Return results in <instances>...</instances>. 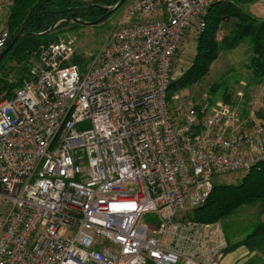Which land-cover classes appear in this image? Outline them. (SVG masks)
<instances>
[{
  "label": "built area",
  "instance_id": "built-area-1",
  "mask_svg": "<svg viewBox=\"0 0 264 264\" xmlns=\"http://www.w3.org/2000/svg\"><path fill=\"white\" fill-rule=\"evenodd\" d=\"M216 1L133 0L95 53L60 37L20 83L6 78L0 264H219L208 228L179 216L216 177L264 162V118L167 100L175 56ZM8 38L0 29V53Z\"/></svg>",
  "mask_w": 264,
  "mask_h": 264
},
{
  "label": "trees",
  "instance_id": "trees-1",
  "mask_svg": "<svg viewBox=\"0 0 264 264\" xmlns=\"http://www.w3.org/2000/svg\"><path fill=\"white\" fill-rule=\"evenodd\" d=\"M118 1L9 0L4 28L8 31L9 38L5 48L14 36L17 34H22V36L0 62V65L2 61L14 62V66L8 68L4 77H0V92L11 88L6 81L8 76L17 80V84L26 77L33 53L37 52L39 47L57 41L61 37L58 33L67 25L78 26L68 19L96 20ZM241 1L247 3L255 0ZM58 20L62 21L53 31L38 35L47 31ZM202 21L204 22L203 30L197 34H191L195 38V52L190 65L181 74L175 75L168 87L169 108L171 102H174L175 95L198 83L209 73L211 65L221 52L232 51L243 41L248 43L250 58L247 69L252 83L259 85L264 82V19L254 18L234 0H220L207 8ZM73 62L80 63L82 59L76 55ZM216 91L217 87L213 86L211 93L215 94ZM212 100L213 98L210 101ZM222 101L231 105L227 90L222 94ZM240 115L245 117L247 112L240 113ZM245 205H254L255 210H258L260 214L264 213V162L251 168L238 183L216 184L214 181L211 194L206 202L198 208L182 212L183 215H180L179 220L213 225L232 216ZM252 237H260L258 240L264 241V223H257L251 235L244 242L250 244L248 241Z\"/></svg>",
  "mask_w": 264,
  "mask_h": 264
},
{
  "label": "rangeland",
  "instance_id": "rangeland-1",
  "mask_svg": "<svg viewBox=\"0 0 264 264\" xmlns=\"http://www.w3.org/2000/svg\"><path fill=\"white\" fill-rule=\"evenodd\" d=\"M83 1L90 2L91 0ZM132 1L127 0L119 9L97 25L91 27H73V25L69 24L58 34L61 38L73 37L75 39L74 47L78 53H86L87 55L95 53L101 42L105 39L108 30L116 21L122 19ZM8 2L9 0H0V29L5 28ZM234 2L246 12L251 13L252 4L256 3L257 0L247 3L241 0H234ZM194 41L195 38L193 35L187 34L185 36L181 48L174 59L173 72L176 75L181 74L190 65L195 52ZM247 44L246 41H243L234 50L221 52L219 57L211 65L209 73L201 81L187 89L181 90L177 94L179 102L183 106H187L190 103L199 105L205 101L213 105L217 103L227 104L222 101V94L227 90L231 99L230 106L236 109L238 113L244 114V112H247V115L253 114L254 118H264V82L259 85H254L250 79L247 69L250 53H248ZM81 65L86 67L87 62L82 61L79 66ZM11 66H14V62L2 61L0 65V77H4V73L8 72V68ZM213 86L217 87L215 94L211 93ZM212 98L213 100L211 102L210 100ZM173 101L175 102L174 99ZM174 102H171L170 105L172 112L176 109V103L174 104ZM242 176L240 173H233L216 177L214 181L216 184H235L239 182ZM255 208L254 205H245L239 208L232 216L221 220L218 226H221L224 233L228 231L232 232L235 228H241L246 222H250L253 217L249 214H242V211L255 210ZM180 215H183V213ZM144 221L149 230H154L153 233L156 236L157 232L155 228L158 224L157 219L151 214H147L144 216ZM67 235L72 236V233H67Z\"/></svg>",
  "mask_w": 264,
  "mask_h": 264
},
{
  "label": "crops",
  "instance_id": "crops-1",
  "mask_svg": "<svg viewBox=\"0 0 264 264\" xmlns=\"http://www.w3.org/2000/svg\"><path fill=\"white\" fill-rule=\"evenodd\" d=\"M249 14L256 19H264V0H257L252 4ZM242 214L253 216L252 220L246 222L241 228H235L232 232L224 233L218 223L213 224L214 227L205 225L208 228L209 238L205 251L214 248L219 264H264V241H259L260 237H252L248 241L250 244L244 242L257 223H264V213L260 214L258 210H243Z\"/></svg>",
  "mask_w": 264,
  "mask_h": 264
},
{
  "label": "water",
  "instance_id": "water-1",
  "mask_svg": "<svg viewBox=\"0 0 264 264\" xmlns=\"http://www.w3.org/2000/svg\"><path fill=\"white\" fill-rule=\"evenodd\" d=\"M127 0H119L112 8H110L104 15L100 16L99 18H97L96 20L93 21H84L81 19H68L70 22L78 25V26H82V27H91L94 25H97L99 23H101L102 21H104L105 19H107L113 12H115L117 9H119ZM62 20H58L56 21L47 31L40 33L38 35H45L50 33L51 31H53L56 26L61 22ZM22 36V34H17L16 36H14V38L11 40V42L9 43V45L3 49L0 53V62L1 60L5 57V55L9 52V50L12 48V46L17 42V40Z\"/></svg>",
  "mask_w": 264,
  "mask_h": 264
}]
</instances>
